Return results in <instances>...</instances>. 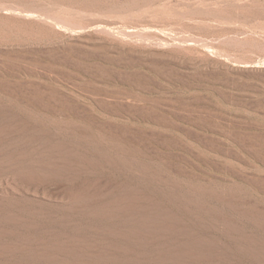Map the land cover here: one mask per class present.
Listing matches in <instances>:
<instances>
[{"label":"rangeland","instance_id":"374dc122","mask_svg":"<svg viewBox=\"0 0 264 264\" xmlns=\"http://www.w3.org/2000/svg\"><path fill=\"white\" fill-rule=\"evenodd\" d=\"M186 1L151 7L166 11L168 23L146 12L129 29L180 39L211 25L181 17L204 7L199 0ZM205 3L216 7V0ZM224 25L264 41V16ZM192 47L184 48L191 57L212 59L204 48ZM225 48L264 68V50ZM82 55L42 56L25 62L20 76L11 75L43 80L46 92L0 90V264H123L97 253L122 244L119 235L136 231L141 217L166 213L176 216L174 239L209 238L236 247L227 233L187 208L186 190L215 211L233 213L245 232L264 238V229L237 213L264 209V72L223 73L146 57L131 62L114 53ZM19 170L32 176L20 178ZM188 183L203 186L197 192L200 186ZM213 186L229 201L209 194ZM226 189L234 191L231 197ZM56 246L79 248V255H57ZM240 257V264H256Z\"/></svg>","mask_w":264,"mask_h":264},{"label":"bare ground","instance_id":"6f19581e","mask_svg":"<svg viewBox=\"0 0 264 264\" xmlns=\"http://www.w3.org/2000/svg\"><path fill=\"white\" fill-rule=\"evenodd\" d=\"M163 1L165 0H0V90L36 92L46 89L47 86L45 82H42L43 80L13 79L11 75L20 76L17 71L29 60H39L42 56L54 60L56 57L66 55H85V52H93L104 57L114 53L120 55L119 59L131 62H134L136 58L146 57L159 60L165 65L174 63L188 66L192 63L193 66L196 65V69H216L223 73L264 72V68L252 66L255 64L254 60L225 48L238 46L241 49L256 47L264 50V41L257 42L254 32L241 27L224 25L225 22L258 21L264 16V0H216V7L205 3L208 0H199L198 2L204 3V7L199 6L180 13L181 17L205 19L212 23L201 27V32L195 35L189 32V35L180 39L129 29L133 27L132 24L138 23V19L146 12H151V17L161 18L166 22L170 20L171 17L168 18L163 9L151 8ZM177 3L188 4L186 0H177ZM162 5L167 6L169 2H163ZM144 6L149 8L138 16L137 12ZM119 22L123 25L115 27L114 25ZM148 26L154 25L150 23ZM189 30H192L190 25L185 32L188 33ZM188 45H193L189 49L191 51L204 48L213 60L205 61L191 57L184 51ZM141 103L129 101L128 105L148 111L149 107ZM12 163L10 161V164ZM18 175L20 178L32 176L29 172L24 173L20 170ZM201 184H196L200 186L198 190L190 186L189 188L198 192L203 186ZM207 187L209 188L208 185ZM189 188L187 189L190 190ZM222 190L220 188L221 193L218 189L209 194L219 199L217 201H229ZM185 192L183 196L186 199L183 200L189 205L187 208L199 213L198 219L205 225L227 233L228 235H225L228 240H232V245L236 243V247L224 248L219 245L220 243L209 238L198 237L194 241L174 239L171 232L178 231L177 226L173 224L176 216L165 212L166 214L156 217H139L138 222H134L137 225L136 231L128 230L119 235L122 244L109 245L107 250L97 255L123 264H240L238 261L240 256L256 264H264V238L254 232H245L239 224L240 220L237 222L233 213L229 216L226 215L227 212L224 214L218 210L215 211L211 206L209 207L204 198L203 200L202 197L195 199L191 197L192 191ZM231 192L229 191L228 195ZM205 194L204 196L208 195ZM125 205L127 206L125 208L132 209L130 203L126 202ZM147 206L153 207L150 204ZM142 207L138 206V208ZM234 207L237 206L234 205ZM256 208L254 212L251 211L253 213L249 212V208V210L244 208L248 213L241 208H235V210L237 209L239 211L237 213L245 218H250V222L252 221L259 229H264V209L261 211V208L259 210ZM244 220L246 222V219ZM81 245L86 246L84 242ZM70 249V247L65 249V247L56 246L54 251L57 255L68 252L74 256L79 255V248Z\"/></svg>","mask_w":264,"mask_h":264}]
</instances>
